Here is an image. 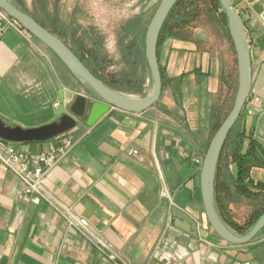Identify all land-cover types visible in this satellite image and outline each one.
<instances>
[{
	"label": "crops",
	"instance_id": "crops-1",
	"mask_svg": "<svg viewBox=\"0 0 264 264\" xmlns=\"http://www.w3.org/2000/svg\"><path fill=\"white\" fill-rule=\"evenodd\" d=\"M233 3L251 44L249 102L261 109L253 114L245 108L243 122L264 159V0ZM229 43L225 31L219 36L198 25L184 36L163 39L159 101L141 113L112 109L94 126L73 132L77 138L90 130L45 179L68 216L40 197L23 202L20 181L1 170L0 264H264V229L244 245L215 233L196 162L204 160L214 135L215 109L224 112L238 84ZM151 79L148 67L145 91ZM83 90L40 41L28 42L14 30L0 32V114L7 120L23 127L48 123L57 117L61 96L69 100ZM60 143L58 137L18 145L51 151ZM230 167L235 177V164ZM251 176L264 183V167L252 168ZM173 206L198 221L197 235L176 226ZM164 248L174 251L173 260L160 257Z\"/></svg>",
	"mask_w": 264,
	"mask_h": 264
},
{
	"label": "water",
	"instance_id": "water-1",
	"mask_svg": "<svg viewBox=\"0 0 264 264\" xmlns=\"http://www.w3.org/2000/svg\"><path fill=\"white\" fill-rule=\"evenodd\" d=\"M179 0H161L155 10L145 34V52L153 81L151 94L138 97L118 91L101 81L80 57L58 35L39 23L32 15L11 0H0V9L26 28L38 41L49 48L84 87V93H75L66 100L60 98L57 117L35 127H23L7 120L0 114V137L9 142H43L52 140L85 124L94 126L112 109L141 113L157 103L163 91L162 72L158 61V42L163 25ZM227 16L229 33L234 45L238 84L233 106L213 135L201 168V192L208 221L221 238L234 245H244L255 239L264 229V213L245 234H239L222 219L216 203V178L219 161L226 139L243 110L260 112V108L249 102L252 90L251 44L244 21L233 0H220ZM264 16V15H263ZM264 108V107H263ZM175 224L180 229L198 234V221L191 215L173 206Z\"/></svg>",
	"mask_w": 264,
	"mask_h": 264
},
{
	"label": "trees",
	"instance_id": "trees-1",
	"mask_svg": "<svg viewBox=\"0 0 264 264\" xmlns=\"http://www.w3.org/2000/svg\"><path fill=\"white\" fill-rule=\"evenodd\" d=\"M11 1L58 35L101 81L118 91L146 95L148 63L145 52V34L150 21L137 16L129 19L121 28L118 45L121 60L126 67L121 72H111L109 66L114 64L115 60L106 51L104 39L99 31L95 26H84L73 15L70 20H64L60 13V0H33L31 8L26 0ZM203 15H207L213 25L223 27L225 34L233 44L229 34L227 16L220 0H179L163 25L158 42V52L163 39L169 36H184V33L201 20ZM161 72L164 85L165 73L162 67ZM232 88L236 94L237 80ZM232 106L233 103L226 112L215 109L213 134L220 128ZM247 140L249 144L245 148ZM258 148L260 146L254 137L247 132L241 114L226 139L216 178L218 211L226 224L239 234L248 232L264 213V183H256L251 176L252 168L264 167V159L260 158L257 153ZM231 164L236 166L235 177L230 167ZM224 175L225 178L221 179ZM223 189L226 190L225 195L222 193ZM242 198L253 201L258 206L251 214L247 225L236 221L230 208L231 203L238 202Z\"/></svg>",
	"mask_w": 264,
	"mask_h": 264
},
{
	"label": "rangeland",
	"instance_id": "rangeland-1",
	"mask_svg": "<svg viewBox=\"0 0 264 264\" xmlns=\"http://www.w3.org/2000/svg\"><path fill=\"white\" fill-rule=\"evenodd\" d=\"M160 1L161 0H61L60 13L66 21L70 20L73 15L76 16L78 21L84 26H95L104 39L105 47L111 51L112 55L109 54L116 62L109 66V71L121 72L122 69L126 67L123 62L121 63V53L118 45L121 28L129 19L137 16H142L146 21H150ZM26 2L31 8L33 0H26ZM195 25L212 29L215 31V34L219 36H221L224 31L223 27H219V25L216 24L213 25L207 15H203L202 19L196 22ZM229 49L233 57L234 65L237 66L236 53L232 43H229ZM149 84L150 86L147 87V91H145L147 94H151L152 92V79ZM134 94H136L135 96L142 97L140 94ZM234 99L235 93L232 92L224 112L229 111L232 103H234ZM246 113V111L242 113V118ZM230 207L233 218L240 224L247 225L250 221L251 214L258 206L255 202L242 198L237 203L230 205Z\"/></svg>",
	"mask_w": 264,
	"mask_h": 264
},
{
	"label": "built area",
	"instance_id": "built-area-1",
	"mask_svg": "<svg viewBox=\"0 0 264 264\" xmlns=\"http://www.w3.org/2000/svg\"><path fill=\"white\" fill-rule=\"evenodd\" d=\"M7 30L16 31L28 42L35 39L26 28L0 9V32ZM79 127L80 125L70 132L58 136L61 139V143L51 151L24 150L19 147L18 143L6 141L0 137V171H8L20 181L19 198L23 202L29 203L35 197H40L54 206L58 213L68 216L64 207L46 190L45 179L51 170L66 158L90 131H82L80 136L75 138L76 136L73 132ZM131 152L136 154L137 150H132ZM196 162L202 167L203 160L196 159ZM70 221L73 222L72 220ZM109 257L114 259L113 255ZM160 257L169 262L174 259V251L164 248L161 250Z\"/></svg>",
	"mask_w": 264,
	"mask_h": 264
}]
</instances>
